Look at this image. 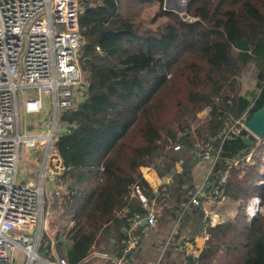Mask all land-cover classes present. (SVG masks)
<instances>
[{"label":"trees","instance_id":"trees-1","mask_svg":"<svg viewBox=\"0 0 264 264\" xmlns=\"http://www.w3.org/2000/svg\"><path fill=\"white\" fill-rule=\"evenodd\" d=\"M123 1L157 4L151 21L168 20L142 30L128 5L123 11ZM163 3L86 2L79 27L87 85L76 109L64 116L67 132L55 143L65 169L51 202L62 208L63 223L52 237L41 231L40 248L48 254L53 241L68 264H85L94 250L121 256L132 221L146 213L131 195L136 186L153 202L156 223L176 222L179 235L187 225L188 240L208 234L198 257L189 256L187 264H264V213L251 220L246 215L254 196L264 207V183L259 184L264 138L258 143L246 130L224 137L235 120H247L264 106V0H188L185 18ZM245 78L252 87L243 92ZM169 109L173 114L166 120ZM206 145L218 156L204 188H218L225 196L215 211L235 209L210 226L200 205L185 207L199 181L193 178L196 151ZM143 166L161 178L170 176L171 183L153 191Z\"/></svg>","mask_w":264,"mask_h":264},{"label":"built area","instance_id":"built-area-1","mask_svg":"<svg viewBox=\"0 0 264 264\" xmlns=\"http://www.w3.org/2000/svg\"><path fill=\"white\" fill-rule=\"evenodd\" d=\"M87 1L0 0V264H15L17 253L27 257V264L44 262L38 252L41 231L46 228L44 200L59 194L57 177L65 169L55 143L67 132L69 124L64 116L76 109L87 85L81 66L84 38L79 27ZM242 118L225 129L224 137L230 131L251 134ZM21 149L38 157V172L18 181ZM173 149L179 150L180 145L174 144ZM252 154L253 150L246 162ZM217 156L210 145L198 147L196 158L204 165L203 173L185 206L200 205L207 217L205 226L223 221L213 208L222 204L225 196L218 188H204ZM26 163L31 164L29 160ZM232 165L238 167L239 160L234 159ZM133 192L146 209L147 225L154 226L153 203H148L138 187ZM258 213L264 211L260 198L254 196L247 203L246 215L251 220ZM139 222L140 216H136L122 256L110 257L109 264H124V254L137 244L132 227ZM204 236L208 238L207 233ZM47 264L68 262L58 257Z\"/></svg>","mask_w":264,"mask_h":264},{"label":"crops","instance_id":"crops-1","mask_svg":"<svg viewBox=\"0 0 264 264\" xmlns=\"http://www.w3.org/2000/svg\"><path fill=\"white\" fill-rule=\"evenodd\" d=\"M204 165L199 161H196L193 168V178L194 182H197L202 176ZM180 163L176 165V171H180ZM140 171L145 180L149 183L153 191H157L158 187L162 183H171V177H159L156 171L152 167L143 166L140 167ZM134 196V192L131 193ZM225 202V201H224ZM223 202V203H224ZM153 203V202H152ZM222 203V204H223ZM221 204V205H222ZM218 205V206H221ZM217 207V206H216ZM215 207V208H216ZM213 212L220 215L222 220H225L227 216L234 215L235 209H229L226 212H218L217 209ZM263 211H264V207ZM155 210V208H154ZM156 220H157V213ZM204 220L207 217L204 215ZM162 223V222H161ZM205 224V223H204ZM47 226V225H46ZM178 224L169 220H165L162 224L156 223L155 226L142 225L139 222L137 225L133 226V233L137 238V244L133 249L124 254V264H163L164 261L169 259H178L180 264H187V258L191 256L193 259L197 258L200 251L205 244V236L203 234L197 235L193 240H188V236L185 233V229H188V226L184 225L182 229V235H179L177 232ZM51 237V236H50ZM110 243H115V238H110ZM50 252L47 254V251L41 250L39 245L38 252L40 253L44 262L42 264H47L49 262H54L58 257H63L59 255L57 250L54 247L53 241L51 242ZM171 251L170 258L165 259L166 251ZM18 260L17 264H27V257L22 253H17ZM122 256V254H121ZM118 256V257H121ZM169 257V256H168ZM110 257L101 253L100 251L94 250L91 255L85 259V264H109ZM15 263V264H16ZM197 264V263H195Z\"/></svg>","mask_w":264,"mask_h":264},{"label":"rangeland","instance_id":"rangeland-1","mask_svg":"<svg viewBox=\"0 0 264 264\" xmlns=\"http://www.w3.org/2000/svg\"><path fill=\"white\" fill-rule=\"evenodd\" d=\"M123 3H124V8H123ZM128 5V7H127ZM125 6L127 7L126 11L135 16L137 22L140 23L141 29H154L156 28V26H158L159 24H162L164 22H166L168 19L166 16H161L158 17L156 19V21H151L154 14L157 12L158 10V5L157 4H144V5H133L130 4L127 1H123L122 2V9L123 11L125 10ZM163 8H164V3H163ZM169 10V9H167ZM171 11L177 13V14H181L177 11H175L176 9H170ZM84 72V71H83ZM84 76H85V72H84ZM243 92L247 89V88H251L252 85L251 83H249L247 81V79L245 78L243 80ZM174 109V108H172ZM169 109L168 113L165 114L164 119L166 120H170L171 119V115L173 114V110ZM200 116H202V113H200ZM62 118H60L61 120ZM260 143V141L258 142ZM37 159L38 157L31 154V152L29 150H20L19 151V160H18V168H17V179L18 181L27 179L29 177H35L37 172H38V168H37ZM26 160L30 161L31 164L26 163ZM251 162V160L249 161ZM264 168L262 166L261 172H263ZM53 188V187H51ZM51 200L49 199H45L44 200V208H45V213H44V221L46 222V228H44V231L47 233L48 236L52 237V234L56 231L57 228L61 227L62 223H63V219H62V208L59 205H55V204H51ZM17 264V263H16ZM34 264H37V262H35Z\"/></svg>","mask_w":264,"mask_h":264},{"label":"water","instance_id":"water-1","mask_svg":"<svg viewBox=\"0 0 264 264\" xmlns=\"http://www.w3.org/2000/svg\"><path fill=\"white\" fill-rule=\"evenodd\" d=\"M185 5H186V2L180 9H178V8L173 7L171 4H168V0H164V9L170 10V9L175 8L176 9L175 11L181 13L183 18L186 17ZM244 124L249 129V131L251 132L252 135H254L255 137H257L259 139L264 138V106L262 108H260L259 110H257L256 112H254L250 116L249 119L245 120ZM244 141L247 143L249 142L248 138H246V137H244ZM175 170H173V172H175ZM146 218H147V213H143L140 216V220H141L142 225L147 224Z\"/></svg>","mask_w":264,"mask_h":264},{"label":"bare ground","instance_id":"bare-ground-1","mask_svg":"<svg viewBox=\"0 0 264 264\" xmlns=\"http://www.w3.org/2000/svg\"><path fill=\"white\" fill-rule=\"evenodd\" d=\"M186 0H168V4H171L173 7L180 9Z\"/></svg>","mask_w":264,"mask_h":264}]
</instances>
